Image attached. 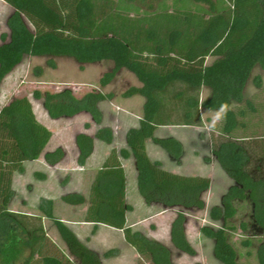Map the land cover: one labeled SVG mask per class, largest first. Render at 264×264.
I'll list each match as a JSON object with an SVG mask.
<instances>
[{"label":"trees","instance_id":"16d2710c","mask_svg":"<svg viewBox=\"0 0 264 264\" xmlns=\"http://www.w3.org/2000/svg\"><path fill=\"white\" fill-rule=\"evenodd\" d=\"M2 1L14 12L7 20L10 35H1L0 85L25 56L48 57L47 65L53 69L57 67L55 57H72L81 65L104 60L114 64L102 75L99 86L50 84L46 90L32 91L52 119L90 115L97 129L94 135H76L79 166H85L93 154L96 140L109 146L115 142V130L103 125L100 108L114 94L102 89L122 69L133 73L141 84L122 93L125 98L140 95L145 100L138 126L126 132V148L113 146L92 180L88 197L66 192L60 200L71 206L87 205L84 222L94 228L104 225L121 230L139 255L138 264H176L173 249L196 256L187 237L188 213L207 209L204 197L212 180L170 171L161 161L151 159L147 142L180 165L183 143L174 136L159 137L158 129L201 126V109L223 111L222 131L211 137V155L233 184L220 204L208 208L210 224L200 232L213 241V255L221 264H247L238 260L231 233L237 229L232 221L239 213L238 205L249 204L250 215L239 228L260 239L256 259L257 264H264V134L238 135V130L248 129L243 121L247 110L235 108L245 103L251 112L256 111L244 94L254 68L264 69V0ZM209 58L213 60L207 64ZM37 71L42 74V68ZM255 81L261 85L259 76ZM202 88L210 90L204 100ZM52 135L37 119L27 94L14 95L0 109V264H16L21 259V264H103L104 258L120 253L119 248L100 253L81 241L55 216L51 199L40 198L37 215L11 210L16 197L14 176L25 172V163L42 155L49 166L65 159L61 147L45 153ZM131 158L144 202L176 211L171 247L128 226L127 213L133 207L127 201L123 160ZM204 160L210 162V158ZM35 176L46 178L39 172ZM44 219L53 223L64 249L47 234ZM242 243L251 244L250 240Z\"/></svg>","mask_w":264,"mask_h":264},{"label":"rangeland","instance_id":"374dc122","mask_svg":"<svg viewBox=\"0 0 264 264\" xmlns=\"http://www.w3.org/2000/svg\"><path fill=\"white\" fill-rule=\"evenodd\" d=\"M156 1V0H155ZM14 12L10 6L6 5L4 1L0 0V45L2 44L1 35L6 34L9 36L10 30L7 26V20L10 14ZM56 62V68L53 69L47 65L48 57H30L25 56L23 61L14 68V72L4 78L0 85V109L16 94H27L34 106L36 114L40 120L45 121L54 132V142H60L61 139L71 144L73 142L74 133L76 132H87L93 134L97 127L93 123L89 115H80L75 118H63V119H52L48 116L45 111L42 101L36 100L32 96V91L35 88L48 89L45 86L50 84H61V83H84L88 85L99 86V80L105 72H108L113 67L112 61H101L95 63H85L81 65L72 57H55L53 58ZM213 58L207 59L206 63L210 64ZM83 66V68H81ZM42 68V74L38 73L37 69ZM260 77L261 85L257 86L255 78ZM141 85L135 75L126 69H122L118 74L116 80H114L109 86L103 88L104 92L113 91L115 94L114 100L108 103H104L103 110L105 113L104 125L116 126L117 123L123 125L124 119H121L120 114L126 116L124 111H119L126 107L124 97L122 93L131 86ZM50 87V86H49ZM53 90L56 87L51 86ZM183 88V86H182ZM57 89V88H56ZM201 100L206 99L210 95V90L202 88ZM245 99H249L253 102L256 108L255 112H251L245 103L236 105L235 108H244L247 110V115L243 121L247 124L248 129L246 131L238 130V135H245L251 132H259L264 134V69L260 66H256L252 71L251 77L247 83L245 89ZM134 100V99H132ZM144 101V98H142ZM119 107V108H118ZM132 107L135 110L140 109L139 103L133 104ZM111 108L113 112L117 114V117L110 115ZM127 108V107H126ZM47 114V115H46ZM126 114V115H125ZM202 125L201 126H168L160 129L158 135H174L183 142L185 155L182 159L181 164L178 166L173 161H170L167 153L159 146H155L154 143L149 142V150L153 158L160 159L169 170L181 171L188 174H197L208 176L212 180V188L210 192L205 194V201L207 203V209L203 211H192L188 213L187 223V237L195 248L197 254L194 257L180 253L173 249V259L176 264H221L217 259L214 258L210 241L202 238L200 228L204 225L210 224L208 218V208L220 204L221 195L226 193L228 188L233 182L223 172L219 164L213 159L211 155V137L217 135L222 131L224 125V112L223 111H209L201 109L200 111ZM120 116V117H118ZM135 120V119H133ZM91 122V127L86 128V122ZM121 135L117 137V143H123ZM210 158V162H206L204 159ZM43 159H40L42 162ZM40 162H33L25 167V175L19 173L16 174L14 179V190L16 197L12 203V210L21 212L22 200L25 197L26 184L30 183L32 187L37 186L40 178L35 176V171L45 172L44 174L48 177V180L44 183L39 184L43 186L47 191L52 192L54 196V210L55 216L62 218L70 214V211L66 209L65 205L60 197L62 194L69 191H85L87 186L88 175L79 170L80 166L75 161L72 154H68L66 160L62 161L56 168L50 169L41 164ZM92 165H94L92 163ZM131 169V175H134V167L132 163H129ZM24 172V173H25ZM130 189L136 188L134 179L130 180ZM130 200L135 204L136 212L132 215V221H138L150 215L153 212L159 211L160 207H155L147 211H143L144 203L138 195V193L132 190L130 193ZM136 194V195H135ZM136 199L134 200V197ZM28 201L31 206L33 213L40 214L38 204L40 199L35 195L29 196ZM239 213L232 223L236 226V231L231 233V242L238 253V260L241 263L256 264V247L260 241L258 238L249 237L239 228V224L243 220H247L250 215V205L240 204L238 205ZM176 213V212H175ZM176 217V216H175ZM153 222L147 221L144 224L146 227ZM47 233L53 238L57 237L56 243L61 247L65 248L64 244L59 238V235L53 225V223L46 219L45 225ZM250 240L251 244L246 246L242 242ZM28 252H24L23 257L27 256ZM19 260L16 264H21Z\"/></svg>","mask_w":264,"mask_h":264},{"label":"crops","instance_id":"0c3cea01","mask_svg":"<svg viewBox=\"0 0 264 264\" xmlns=\"http://www.w3.org/2000/svg\"><path fill=\"white\" fill-rule=\"evenodd\" d=\"M11 9H13V8L11 7ZM13 11H14V9H13ZM12 14H13V12L10 14V16ZM104 61H106V60H104ZM13 72H14V70L10 74H12ZM9 76L10 75H7V77H9ZM7 77L4 79V81L7 79ZM117 77H118V75L116 76V78ZM116 78L114 80H116ZM4 81H3V83H4ZM61 84H74V85H77V84H84V83H61ZM108 86H106L107 89H108ZM135 86H140V85H135ZM107 91L108 92H105V93H113L112 90L111 91L107 90ZM114 98H115V94H114ZM114 98L112 100H114ZM142 98L143 97L140 96V95H136V96L129 97V98H125L124 97V100L126 101L124 105L127 108L126 107H124V108H121V107L119 108L118 107L119 109H122V110H119V111H124L127 114V115L125 114L126 116H123V114H120L121 119L125 120V123L123 125H121L120 123H117L116 126H110V125H104L103 124L104 126L113 127L114 130H115V142H114V145H113L114 147H116L118 149L119 148H126V142H125L126 132L128 131V129L138 126L139 119H140V117L142 115V106H143L144 101H145V100L143 101ZM132 99H134V100H132ZM111 101L102 102L100 104V108L103 110L102 107H103L104 103H108V102H111ZM136 103H139V105H140V109L139 110H135L132 107V105L136 104ZM33 108H34V106H33ZM110 111H111L110 115H112L113 117H117V114H115V112H113L114 111L113 108H111ZM34 112H35V115H36L37 119L39 120V122H41L43 125H45L47 128H49L52 131V133H53L52 138H51L49 144L47 145V147L45 149V153L46 152H52V151L56 150L57 148L61 147L66 152L65 160L68 157V154H72L73 157L75 158V161H77L78 156H79V150H78V148L76 146V135L79 134V133H86V134H89V135H94L95 132L93 134H90V133H87V132H81V131L76 132V133H74L73 142L71 144L67 143L63 139H61L60 142H56V141L54 142V132H53V130L51 129V127L45 121L40 120L38 118L35 109H34ZM103 112H104V110H103ZM80 115H88V114L81 113L79 115H76L75 117L80 116ZM120 116H118V117H120ZM75 117H72V118H75ZM89 117H90V115H89ZM72 118H69V119H72ZM104 119H105V113H104ZM133 119H135V120H133ZM86 123L91 124L90 121H88ZM165 127H168V126H165ZM165 127H160L158 129V131H157V135H158L160 129H163ZM118 135L119 136L121 135V138H123L122 139L123 143H121V144L117 143ZM158 136L159 137H163V136H160V135H158ZM166 136H168V135H166ZM170 136H174V135H170ZM174 137H176V136H174ZM149 142H151V141L147 142V152H148L149 156L153 160L161 161L160 159H156V158L152 157L151 152L149 150ZM113 146H109V145L105 144L104 142H101V141H98V140L95 141V149H94L93 154L88 159V161L86 162L85 166H83V167L80 166V168H79V170L81 172L86 173L88 175V177H89L88 180H87L86 190L82 191V192L78 191V190L69 191V192H80V193L84 194L86 197L89 196V189H90V185L92 183V180H93L97 170L102 166L103 162L108 157V155H109L111 149L113 148ZM41 158L43 159L42 162H40ZM170 161H172V160L170 159ZM33 162H40L41 164L43 163V165L45 167L50 168V169L56 168V166H58V165L49 166L45 162L44 155H42L38 160L33 161ZM33 162L25 163V167H26V165H28L30 163H33ZM92 163L94 165H92ZM129 163H132L133 167H134V175L133 176L131 175V169L129 168ZM123 165L125 167L126 175H127V201L133 207V210L131 212L127 213L128 226H130L134 230L143 231L151 239L156 240V241H160V242H162V243H164V244H166V245L171 247L170 229H171V224H172V222H173V220H174V218L176 216V213H175L176 211L175 210H168V209L166 210V209H164L163 207H161L159 205H150L149 206V205H147L144 202L143 198L140 196L142 201H143V203H144L143 205L145 206L143 211H147V210L155 208L157 206L160 207V210L151 213L150 215H148L147 217L143 218L142 220L139 219L138 221L137 220L136 221H132V215L136 212V209H135V204L130 200V195H131L130 193H132V190L134 189V192L135 193L137 192L138 195H140L139 192H138V187H137V170H136V167H135L134 160L132 158L128 159V160H123ZM170 171H172V170H170ZM36 172H39V173H42V174H46L45 172H41V171H38V170L35 171V173ZM172 172L179 173V174H188L186 172H181V171H172ZM23 175L26 176L27 175L26 172L23 173ZM188 175H197V174H188ZM15 177H16V174L14 176V179H15ZM132 177L134 179L136 188H134L135 186L134 187L131 186V188H133V189H130L129 178L131 180ZM47 180H48V177H46L45 179H39V180H37L38 181L37 183L41 184V183L46 182ZM39 184L37 186H34V187H32L30 183L26 184L25 193L23 194V195H25V197L23 198L22 204H21L22 207H23L22 208L23 211H21L22 213H25V214H28V215H37V213H33L31 211L32 208H31L30 203L28 201L29 196L35 195L38 199L47 198V199L54 200V196L52 195V192L47 191V189H44L43 186H39ZM13 187H14V182H13ZM211 188H212V186H211ZM211 188H210V190H211ZM210 190H209V192H210ZM221 197H222V195H221ZM135 199H136V196L134 197V200ZM11 206H12V204H11ZM11 206H10V208L12 210ZM65 207H66V209H68L70 211V214H67V216L62 217L60 219L62 221H64L65 223H67L74 230V232L76 233L78 238L81 241L85 242L90 248H92V249H94V250H96V251H98L100 253H102V252H104V251H106L108 249H111V248H119L120 249L119 255H117L115 257L107 258V259L104 258L102 260L103 264H138L140 257L137 254V252L135 251V249L126 243L125 238H124V234H123V232L121 230H116V229H113V228H110V227H107V226H104V225H98V227L94 228V224L84 222V215H85V212L87 210V205L71 206V205H67L66 204ZM55 209L56 208L54 207V210ZM151 220L153 222H151L149 224V226L146 227V225L144 223L147 222V221H151ZM44 224L46 225V220L45 219H44ZM93 231H94V233H92ZM87 238H89V239L87 240ZM202 238H203V236H202ZM52 239L56 242V240L58 238L57 237H53ZM204 239H207V238H204ZM206 241H210V244H211V247H212V252H213V245H214L213 241L210 240V239H207ZM256 261H257V259H256ZM256 264H257V262H256Z\"/></svg>","mask_w":264,"mask_h":264}]
</instances>
